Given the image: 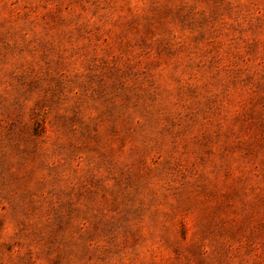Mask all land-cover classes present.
I'll use <instances>...</instances> for the list:
<instances>
[{"label":"rangeland","instance_id":"374dc122","mask_svg":"<svg viewBox=\"0 0 264 264\" xmlns=\"http://www.w3.org/2000/svg\"><path fill=\"white\" fill-rule=\"evenodd\" d=\"M0 264H264V0H0Z\"/></svg>","mask_w":264,"mask_h":264}]
</instances>
